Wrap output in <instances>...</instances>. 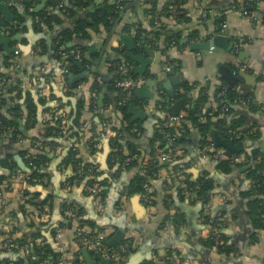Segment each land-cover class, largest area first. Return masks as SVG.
<instances>
[{"label": "crops", "instance_id": "0c3cea01", "mask_svg": "<svg viewBox=\"0 0 264 264\" xmlns=\"http://www.w3.org/2000/svg\"><path fill=\"white\" fill-rule=\"evenodd\" d=\"M42 1L44 0H0V3L9 7L12 17L13 10L21 15V21H12L8 25L0 13V36L11 39L8 49H16L14 54H9L0 46V115L10 117L18 123L17 128L25 135L23 140L18 138L17 142L12 141L8 135L0 137V246L7 239L14 241L25 238L39 245L46 244L53 251L59 252V264H85L77 247V242L80 243L76 237L78 223L67 216L65 209L73 204L76 212L79 209L77 220L87 221L94 229L95 237L104 234L108 240L117 231H122L125 234L124 241H133L135 251L132 254L146 248L144 255L150 261L143 264L164 263L170 251H176L185 264H200L198 259L207 264H264V230H255L247 215L248 200L245 194L249 191V185L245 183L244 174L240 170L244 166L236 164L228 174L218 172L217 164L211 163L202 155L195 128L191 129L182 143L175 144L173 139L184 135L182 125L184 122L186 124L188 110L198 109L201 115L208 111L210 101L202 99L208 86L229 88L218 73L220 67H226L232 74L236 72L237 83L234 88L252 96L255 102V111L246 116L245 131L255 134L254 138L257 139L240 141L246 149L241 156L256 148L261 154L259 158L264 157V27L260 24L264 4L252 13L246 8L252 4V0H182L180 4L176 3L177 0H122L127 6L114 34L108 35L103 30L90 32V52L102 53V58L93 60L92 64H81L84 71L88 72V77L69 85L67 76H78L82 72L76 67L75 71L69 70L63 75L67 61L63 54L57 52L59 38L63 34L57 35V30L64 26V22L57 24L52 21L49 25L40 22L36 15L41 11H46L47 16L57 14L61 18L59 7H53L56 0H45L44 4ZM108 1L113 3L116 0ZM234 2L238 3L237 6H234ZM41 4L42 7L34 12ZM103 9L104 15L106 10ZM203 14H208L207 17L211 19L224 14V28L217 29L211 20L202 24ZM69 21L73 23V20ZM138 23H142L146 30L152 27L154 31H165L170 36L179 34L184 47L178 49L169 44L168 47L163 37L155 39L150 36V43H140L134 30ZM12 24L18 29L10 34ZM126 28L129 29L128 32L124 31ZM191 33H197V38H190ZM216 33L229 40L228 50L219 47L191 50L192 46L207 44ZM122 34L132 37L136 47L139 46L140 49L135 53L127 51L119 40ZM141 39L143 40L142 37ZM69 46V43L66 44V47ZM144 47L153 51L154 58L142 79L166 84L169 78H173L166 75L173 68L179 82L173 85L168 82L174 88L173 99L162 89L157 93L155 91V100L149 103L135 100V106L145 112L146 119L131 123L132 115L128 113L130 125L139 127L127 132L121 131L124 122L113 104L115 93H111L109 89L115 79L113 63L121 58V54H136L148 58ZM238 66L241 67L239 75ZM138 67L137 63L132 62V70ZM93 82L99 87V93L96 90L88 93V87ZM179 84V88L175 87ZM89 95L95 101V106L90 114L82 117L86 105L82 102ZM158 99L159 102H155ZM161 99L165 102L161 103ZM183 99L182 109L177 115L182 117L181 125L165 147L169 152L167 163L179 166L182 172L180 178L183 180L187 177L191 182H196L205 175L207 179H213L215 183L212 196L204 205L193 203L184 190L182 195L185 196L181 200L173 190L172 201L168 204V194L163 189L171 174L168 168H162L150 182L149 195L153 200L148 205L142 194H127L136 172L126 169L118 156L117 144L121 148V154L125 156L129 154L133 143L138 145V150L142 153L151 152L148 144L158 133L159 120L164 117L166 119L169 115L174 116L170 109L175 102ZM76 112L82 118L81 125L74 129L78 130L80 138H75L64 126L70 116L74 118ZM108 112L110 114L106 116ZM58 117L63 120L61 129L64 140L58 137L59 141L62 140V146L45 147L48 155L41 178L30 184L20 178V174L28 171H21L14 158L20 157L23 162L20 152H27L30 138L43 137L48 127L56 126ZM133 129L138 133L133 132ZM70 135L73 140H66ZM36 143L39 142H33L32 146H41ZM69 143L78 145L82 164L88 165L94 172L100 198L90 193L88 179L76 176L74 165L63 161ZM158 145L153 144V149L159 155L164 154L159 152ZM176 158L178 160L174 162ZM144 159L147 160L148 156L145 155ZM162 163L164 162L158 166ZM10 167H14L13 171ZM69 168L72 173L65 179ZM179 204L184 207L185 212L194 211L200 205L201 211L193 213L192 228H188L186 223L188 215L180 213L176 208ZM221 205L230 207V213L220 211L218 207ZM176 214L182 216L183 225L177 231L170 229L166 233L163 231L165 221L169 215ZM207 216L218 217L219 221L226 223L221 234L226 238L225 248L231 251L228 255L207 250L201 244V240L207 239L209 234L205 222ZM200 247L205 249L204 253ZM4 255L6 251L0 248V257ZM91 256L95 264H101L95 251ZM159 259L165 260L161 262ZM128 260L125 257L120 264H128Z\"/></svg>", "mask_w": 264, "mask_h": 264}, {"label": "trees", "instance_id": "16d2710c", "mask_svg": "<svg viewBox=\"0 0 264 264\" xmlns=\"http://www.w3.org/2000/svg\"><path fill=\"white\" fill-rule=\"evenodd\" d=\"M182 0H177V4L182 3ZM254 1H250V5H248V10L250 12L254 13L257 9L255 7ZM109 3V4H107ZM107 4V5H106ZM234 6H237V2H234ZM61 6V8L59 7ZM92 6V10L88 12L86 19H81L80 15L82 11L86 10ZM127 3L124 1L120 3H110L108 0H56V3L53 4V7H59V14L61 16H64V18H67L69 20H73V29H69L63 32V34L59 38V43L57 45V52L58 54H63L65 57V61H67V68L70 71H75L77 68L72 66V63L70 62L73 59V56L71 55L72 51H79L80 52V58H81V64H92L94 62L93 60H99L102 58V53L99 52H90V47L88 46L90 44V32H98L99 30H103L108 35L114 34L117 25L120 23V20L122 18L123 12L126 9ZM105 8L106 13L103 15L101 13V9ZM13 14L15 17V20L13 22H19L21 21V15L17 13L15 10H13ZM155 15V13L153 14ZM38 20L42 23L51 24L54 21L58 24L60 23L61 18L55 14L51 16H47L46 11H41L37 15ZM13 17V18H14ZM54 18V19H52ZM225 15L220 14L219 18H210L207 17L202 18L201 23H206L207 21H212L217 29H220V25L224 22ZM264 19V17H263ZM53 21V22H52ZM0 25V29H1ZM18 29V27H16ZM15 29L14 25L12 24L10 26V34H13L17 31ZM134 29V27H133ZM135 34L136 38L139 40L141 37L143 38V41L145 44L150 43L149 37L158 39V38H164L165 45L169 47V45H172L174 47H177L178 49L183 48L184 46L181 43V38L179 37V34H174L173 36H170L165 31H154L152 27L150 30H146L143 28L142 23H138L136 25ZM124 31L128 32L129 29L126 28ZM143 35V36H142ZM197 33H191L190 38H197ZM107 40V39H106ZM70 44L69 47H66V44ZM169 44V45H168ZM140 49V47H139ZM138 49V50H139ZM162 50V49H161ZM168 50V49H167ZM164 52L165 49L163 50ZM121 58H118L114 60V66L112 70L115 72V79L111 83V87L109 86V89L111 93H115V100H113V104L116 110L120 113V117L123 120V126L121 128V131H129V129H132L134 127H139L138 125H130V116L128 115V104L125 106H120V97L121 94L119 90L115 87V81L119 77L118 76V67L122 64H128L129 65V71L127 74V78H130L132 80H136L137 76L134 73V70L131 68V56L129 55H122ZM240 69L237 68V74L239 75ZM88 87V93L92 91H97L99 93V87L96 86V84H91ZM97 87V88H96ZM187 90V89H186ZM206 92V93H205ZM204 97L202 98L204 101L209 100L210 106L208 108V111L206 114L201 115V111L198 109H190L188 110L187 117H186V124L185 122L182 125V130H184V135L182 136H176L173 138V134L178 129L175 127H170L165 131L164 135H161L156 132L155 137L152 139L151 143L148 144V146L151 148V152H144L138 150V145L132 144L130 146V152L127 156L122 155L121 148L118 146V156L121 159V161L124 163V159L127 157H131L132 161L127 164L125 167L128 170H135L136 174L134 175V178L132 182L129 185L128 188V195L133 194H143L144 189L143 187L145 185H150V182L157 176V173L159 171L158 165L161 164L160 156L155 152L153 149V144L155 142H158V150L161 153L168 154V150H165L166 144L170 141L171 138L175 139V144L182 143L185 140V137L191 132V129L195 128L197 130L201 150L209 145L213 144L210 140V136L212 131H215L218 133L219 137L221 139H224L226 141L234 140L235 142H240L246 139L250 140H256L254 138V135L249 134V131H245L246 128V116L247 114H250L251 112L255 111V102L252 96L246 95L243 93L238 92L234 87L232 88H226L225 86H219V85H210L205 90ZM223 92V96L221 99H216L217 93ZM90 96V95H89ZM85 99V102H82V104H86L83 108V116L90 114V112L93 110L95 106V101L91 98V96ZM134 97V93L133 96ZM249 101V106L247 108H243L240 105V101ZM208 101V102H209ZM155 102H159V99ZM135 103V100H134ZM222 105L227 106V111L223 114H221L220 108ZM88 110V111H86ZM163 110H165L163 108ZM249 112V113H246ZM212 112V115H208ZM86 114V115H85ZM203 116V117H201ZM202 119H201V118ZM201 120H200V119ZM81 119L79 113L75 114L74 118L72 116L69 117V119L64 123V126H66L69 131L72 132V135L75 136V138H80L78 130L75 131L74 129H77L79 125H81ZM165 120V117L161 120H159V123H162ZM56 126L55 127H48L46 130V134L42 136H36L30 138V145L29 148L26 151L20 152L25 167L28 169V177L30 184H34L36 180L41 178V172L44 168L45 161L47 159L48 152L45 150V147L48 145L51 148H56L57 146H62V140H64L62 137L64 136V132H62V119L58 117V120L56 119ZM0 123H1V129H8L11 128L12 131L8 133V136L12 141H16L19 139H24L25 135L22 134V132L17 128L16 125H19L14 120H12L10 117H6L3 115H0ZM20 127V126H19ZM180 130V129H179ZM68 133V132H67ZM58 137H61L62 140L59 141ZM66 137V136H65ZM72 136H68L66 140L71 139ZM46 138V141L44 142V139ZM17 142V141H16ZM33 142H39L41 146H32ZM80 142V141H79ZM117 143V142H116ZM65 144V143H64ZM63 146L65 147V145ZM131 145V144H130ZM90 147V146H89ZM174 147H177L176 145ZM80 148L78 145L74 146L73 149H68L63 161L65 163H72L75 167V171L77 170L76 165L79 164L80 168L83 170H87L90 168L88 165H83L82 161L79 157V150ZM147 155L148 159L145 160L144 156ZM241 155V154H240ZM259 149L252 148L251 152L249 154H244L243 156L249 159V164L245 165L243 168H241V173L244 174L245 177V183L249 185V191L247 194H245L247 198V215L252 221L253 228L255 230H264V166L261 163V160L259 158L260 156ZM178 158L174 162H177ZM159 163V164H158ZM3 164V163H2ZM33 165L35 169L31 167ZM14 167H10V170L13 171ZM234 168V164L231 162V156L227 157L226 159L219 161L216 165V169L220 173L228 174L232 171ZM168 172L171 174L170 178L166 180L164 183V192L167 191H173L175 190L176 194L179 196V198L182 200V198L185 196L182 195V191L184 193H187L189 195V199L193 203H201V204H207L210 200V197L212 196V192L214 189V183L215 181L213 179H207V176H203L202 178L198 179L196 182H191L187 177L185 180L181 179V173L179 166L177 164H173L168 167ZM84 179H88V183H95L96 179L94 178V172H92L91 175H88L87 177H83ZM83 179V180H84ZM1 180H0V187H1ZM99 185V183L97 182ZM100 187V185H99ZM168 199L172 201V195H168ZM66 207V206H65ZM72 207L76 208L75 205L70 204L66 208ZM65 208V209H66ZM79 214V209L77 210ZM176 218L175 225L173 227L174 230H179L181 226L183 225L182 216L179 214H176L173 216ZM211 220V222L214 224L220 223L218 217H206L205 220ZM78 226L83 228L85 230V233L87 234L89 240L91 241L96 236L94 229L90 227L89 223L85 221L84 219L77 220ZM92 226V225H91ZM87 228V229H85ZM91 228V229H90ZM89 229V230H88ZM34 237H37L35 235ZM127 241H130V239L124 241L123 243H126ZM132 241V239H131ZM226 238L223 236V234H220V237L217 239H214L212 237H208L205 240H201V244L207 249L212 250L214 246H216V243H218V253L228 255L231 251L230 249H226L225 244ZM15 243H17L21 249H18L16 251H6L5 258L0 262V264H43V262L47 261L48 264H59L60 262L59 257L60 253L57 251H53L48 245L46 244H36L34 241L29 242L28 239L25 238H19L17 240H14ZM23 246L29 247V253L26 255L25 252L22 250ZM77 247L80 250L83 248H86V246L82 242H77ZM132 252L135 251V248L133 247V241L131 244ZM77 248V249H78ZM78 250V251H79ZM94 251L91 253L93 254ZM125 258H121L117 260L116 262H113L112 264H120L123 263ZM150 264V263H145Z\"/></svg>", "mask_w": 264, "mask_h": 264}, {"label": "water", "instance_id": "95a60500", "mask_svg": "<svg viewBox=\"0 0 264 264\" xmlns=\"http://www.w3.org/2000/svg\"><path fill=\"white\" fill-rule=\"evenodd\" d=\"M29 2L31 0H28ZM45 0L42 1V4H44ZM42 4L40 5V7H38L34 12H37L41 7ZM92 10V6H90L89 8H87L83 13H82V17L81 19H86V16L88 14L89 11ZM104 9H101V13H104ZM0 13H2L5 22L10 25L11 22L13 21V17L10 14L9 11V7L4 4V3H0ZM62 21L64 22V26L58 28L57 30V35L59 33H63L66 30L69 29H73L74 25L73 23H71L69 20H67L66 18L61 16ZM10 38L5 37L4 35L0 36V46L4 47L6 52L9 54H14V52L16 51L15 48L12 49H8L7 45L10 43ZM119 40L122 43V45L127 49V51L129 52H137V50L139 49V46L136 47L134 39L128 35L122 34L119 36ZM213 48V47H219L221 49L224 50H228L230 48L229 46V40L220 36L219 34H214L213 35V39L209 40L207 44L205 45H196V46H192L191 50H200V49H209V48ZM144 51L147 54L148 58H144L141 57L139 55H132L131 56V61L133 63H137L139 65L138 68H136L134 70L135 75L137 76L138 79H142L144 73L147 70V67L149 65H151L153 58H154V53L153 51H151L150 49H148L147 47H144ZM70 62L72 63L73 67H77L82 73L78 76L75 75H68L67 76V80L69 85H73L74 83H77L79 81L85 80L88 77V72L84 71V67L81 65V63H78L75 60H71ZM218 73L220 74V76L222 77V79H224L227 83V86L229 88L234 87V85H236L237 83V79L236 77L232 74V72L230 71L229 68L226 67H220L218 69ZM242 74V73H241ZM173 76V78H169L168 82L172 83V85L176 82H179V78L176 76L175 70L173 68H171L169 70V74H166ZM143 80V79H142ZM167 82V83H168ZM158 84L155 83L154 80H143V84L142 86L136 88L134 90V97L131 99V101L128 103V113L130 115H132L131 118V123H134L136 121H143L146 119V114L144 111H142L141 108L136 107L134 100H138V101H144L146 103H149L152 100H155V91L157 93V91H161L162 89L166 90L169 97H171L172 99L174 98V88H171L168 84ZM175 87L179 88V85H175ZM161 103H164L165 101H162V99L160 100ZM184 102V99L181 101H177L174 103V107L172 109H170L172 115L177 116L178 113L180 112V110L182 109V103ZM109 112L106 114V116H109ZM211 139L212 142L214 143L216 148H221L225 151L226 156L230 157L233 154H241L246 152L245 146L243 142H235L234 140H230V141H226L224 139H221L218 135L217 132L212 131L211 133ZM18 167L20 168L21 171L27 172L28 170L26 169L24 163L22 162V160L20 159V157H15L14 158ZM170 165L167 162L162 163V165L159 167V169L162 168H168ZM72 171L71 168H69L68 173L65 176V179L69 178V174L71 175ZM188 205V204H186ZM176 208L180 211V213L186 214L188 215V219H186V223L188 228H192L193 223H194V216L193 213H195L196 211H201L200 205L196 206V209L194 211H189V212H185L184 211V207H182V205H176ZM218 209L222 212H226V213H230L231 209L228 206L225 205H221L218 207ZM124 233L122 231H117L112 237H110L108 240H106L104 242V245L106 247L107 250H110L112 248H114L117 245H120L123 241H124ZM146 249V248H145ZM145 249H142L140 251H138L135 254H131L130 256L127 257L128 260V264H143L145 261H150V258L144 255V251ZM203 253L205 252V249L200 247L199 248ZM82 253V257L85 261V264H95V261L93 260L92 256H91V252L88 251L87 248H83L81 250ZM95 256L97 257V260L100 261L101 264H112V262H110L109 260H107L103 255H101L98 252H95ZM143 256V257H142ZM5 258L4 256L0 257V261H2ZM161 262L164 261L165 259H159ZM200 264H207L206 261H201L199 260Z\"/></svg>", "mask_w": 264, "mask_h": 264}, {"label": "built area", "instance_id": "2783aa9c", "mask_svg": "<svg viewBox=\"0 0 264 264\" xmlns=\"http://www.w3.org/2000/svg\"><path fill=\"white\" fill-rule=\"evenodd\" d=\"M117 4L122 2V0H116L115 1ZM255 7L256 9H259L260 5L264 4V0H256L254 1ZM61 8V6H59ZM244 14H247L244 13ZM208 14H203V18H207ZM264 13L260 16V24L262 27H264ZM221 29L224 28V22L220 25ZM141 41L143 42L142 39H139V42L141 43ZM233 44L236 45V42L233 41ZM71 55L73 56L74 60L77 62L81 61L80 58V52L79 51H72ZM238 69L241 70V67L238 66ZM69 69L67 68V65L63 68V75H66L68 73ZM129 71V65L126 64H122L118 67V78L115 81V87L119 90L121 97H120V102L119 105L120 106H125L126 104H128L131 99L133 98V93L134 90L140 86H142L143 84V80L142 79H136V80H132L130 78H127V74ZM233 75L236 76V72H233ZM99 82V80H97ZM223 96V92L217 93L216 95V99H221V97ZM93 97H96V93L93 94ZM249 101H240V105L243 108H247L249 106ZM221 114L225 113L227 111V106L226 105H222L220 108ZM208 115H212V112L209 113ZM182 122V117L181 116H168L166 117V119L160 123V125L158 126V133L161 135L165 134V131L167 129H169L170 127H175V128H179ZM12 129L8 128V129H1V123H0V137H5L8 135L9 132H11ZM133 132L138 133V131L136 129H133ZM159 143L155 142L154 146H157ZM36 145H39V143H36ZM75 145L69 143L67 144V148L68 149H73ZM202 155L204 157H206L208 159V161H210L211 163H218L219 161H222L224 159L227 158L225 151L223 149L220 148H216L214 146V144H209L207 146H205L202 149ZM169 158V155L166 154H162L160 156V160L161 162H167V159ZM261 163L264 166V157L260 158ZM132 161L131 157H127L124 159V166H126L127 164H129ZM231 162L236 165V164H241L243 166L249 164V159H247L244 156H231ZM31 167L33 169H35V167L33 165H31ZM77 170H76V176L78 177H87L88 175L92 174V169L88 168L86 171L83 170L82 168H80V165L77 164L76 165ZM28 170V169H27ZM28 173V172H27ZM20 174V178L22 180H29L28 174ZM144 192L142 194L145 203H147L148 205H151L152 203V197H150L149 193V186L145 185L143 187ZM89 191L92 195L97 196L98 198H100V194H99V188L97 187L96 184L91 183L89 184ZM166 193L169 195L171 194V191H167ZM224 199V198H223ZM168 204H170V200L167 199ZM225 200V199H224ZM66 213L67 216L71 218L72 221L77 222V212L75 211L74 208L72 207H68L66 208ZM176 222V218H174L172 215H169V217L167 218V220L164 223L163 226V231H165L166 233H168L170 231V229H173L174 225ZM206 222V226L209 228V234L208 237H212L214 239H217L218 237H220L221 234V230L223 228V225L226 224L224 221H221L220 223H212L211 220H205ZM76 237L80 240V242H82L86 248L88 249V251H95L100 253L101 255H103L107 260H109L110 262H116L117 260L121 259V258H125L128 257L132 254V241H127L126 243H121L120 245H117L116 247L107 250L104 246V242H105V238L106 236L104 234H100L97 237H95L94 239H92L91 241L89 240L87 234L85 233V230L81 227H79L77 225L76 228ZM218 243H216V246L213 247L212 250H215L218 253V247H217ZM1 250L3 251H16L18 249H21L20 246L15 243L13 240L11 239H7L4 240L0 246ZM105 248V249H104ZM22 250L25 252V254L27 255L29 253V247L28 246H23ZM220 254V253H218ZM152 264V263H151ZM155 264H185L183 259L179 256V254L176 251H170L168 256L166 257V260L164 263H155Z\"/></svg>", "mask_w": 264, "mask_h": 264}, {"label": "flooded vegetation", "instance_id": "af4514ba", "mask_svg": "<svg viewBox=\"0 0 264 264\" xmlns=\"http://www.w3.org/2000/svg\"><path fill=\"white\" fill-rule=\"evenodd\" d=\"M210 140L212 141V139L210 138ZM213 143V142H212ZM214 144V143H213ZM215 146V145H214ZM221 149V148H220ZM228 157V156H227Z\"/></svg>", "mask_w": 264, "mask_h": 264}]
</instances>
